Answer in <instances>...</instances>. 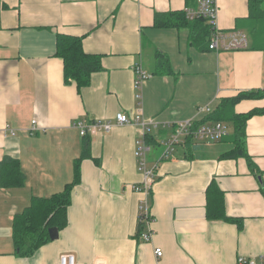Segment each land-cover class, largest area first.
<instances>
[{
	"label": "crops",
	"instance_id": "1",
	"mask_svg": "<svg viewBox=\"0 0 264 264\" xmlns=\"http://www.w3.org/2000/svg\"><path fill=\"white\" fill-rule=\"evenodd\" d=\"M217 3L218 28L245 32L238 21L248 19L249 0ZM187 7L190 0H0V165L5 157L16 159L26 177L21 188L0 187V264H59L63 255L79 264H238L239 258L264 264V115L246 122L248 159L228 157L237 148L230 140L236 125L214 119L223 100L264 93V50L249 43L247 50L211 51L193 44L187 28L155 27L156 15ZM59 35L81 38L85 53L102 57L103 70L82 92L64 82ZM158 53L168 58L171 74H156ZM139 67L150 75L141 100ZM203 107L211 111L199 113ZM259 109L264 95L234 107L239 116ZM118 114H142L158 127L119 126ZM188 120L221 122L229 140L183 136L163 159L177 124ZM77 121L111 122L113 128L82 137ZM145 139L151 146L147 169L158 167L149 194L135 191L145 180L137 157ZM87 143L67 227L33 256H17L14 217L34 197L62 193L74 181ZM211 186L222 192L230 220L209 219ZM146 200L155 219L150 242L138 236Z\"/></svg>",
	"mask_w": 264,
	"mask_h": 264
},
{
	"label": "trees",
	"instance_id": "2",
	"mask_svg": "<svg viewBox=\"0 0 264 264\" xmlns=\"http://www.w3.org/2000/svg\"><path fill=\"white\" fill-rule=\"evenodd\" d=\"M195 1V0H190ZM155 27L157 28H187L191 33V42L197 46H207L211 41V26L203 19L190 21L185 11L165 15H156ZM239 29H248L252 38L250 49L264 50V0H249V17L245 21H238ZM57 57L64 62V82L66 85L76 84L78 91L82 92L91 84L93 74L103 70L102 57L90 55L83 49V40L77 37L59 35L57 37ZM173 71L169 60L162 53L157 54L156 74L168 75ZM262 91L245 92L236 98L223 100L219 110L220 117L228 118L236 125V134L230 140L236 144V151L228 155L230 158L243 156V140L246 135V122L257 115H264V110H254L246 115L239 116L234 107L244 100L261 99ZM196 126H198L196 124ZM229 140L224 137L221 141ZM88 143L85 152L75 164V179L67 185L62 193L47 198L34 197L31 205L22 213L14 217V241L17 256L28 258L33 256L41 247L50 240L49 229L57 228L59 231L68 225V208L72 201V188L80 182V162L89 157ZM250 161V160H249ZM252 165V164H251ZM26 177L21 169L20 162L11 157H5L0 165V187L4 190L21 188L25 186ZM213 186V185H212ZM210 187L208 217L210 220H230L225 212V204L222 192ZM211 191V193H210ZM214 194L213 201L211 200ZM141 231V228H140Z\"/></svg>",
	"mask_w": 264,
	"mask_h": 264
},
{
	"label": "built area",
	"instance_id": "3",
	"mask_svg": "<svg viewBox=\"0 0 264 264\" xmlns=\"http://www.w3.org/2000/svg\"><path fill=\"white\" fill-rule=\"evenodd\" d=\"M196 7H187L184 11L186 13L187 19L193 21L195 19L205 20L212 28L211 41L209 49L211 51H239L249 49V37L246 32L238 29H233L230 31H221L217 26V18L219 15V6L217 0H195ZM150 78V75L145 73L140 67L137 68V80L136 88L141 91L143 84L146 80ZM139 100L142 99V95H138ZM209 107H203L199 109V113L210 112ZM138 116L136 119H129L123 114H118L116 116V125H130L138 124L145 131L150 127H158L153 121L147 122L143 117ZM74 127L80 130L82 137L88 135V131L92 130H106L110 132L113 128L111 122H100L96 121L88 124L86 121H77ZM192 137L202 142H218L227 136L226 126L221 123H215L211 125L196 126L194 120H188L180 122L177 124V130L175 134L165 143L166 150L163 154V159H169L174 153L176 148L180 145L181 137ZM151 151V146L148 144L146 139L143 141L141 146L137 150V157L140 159L141 170L144 171L145 180L142 187H135V191L143 192L149 194L154 183L155 176L158 167L156 166L152 170L147 169V156ZM155 219L152 216L151 208L148 201H143L139 210V239L144 242H150L153 237V232L151 230V225L154 223ZM155 255L158 259L163 257V250L157 248L155 250ZM59 264H79L76 261L74 255H63L60 258ZM238 264H256L254 261H247L244 258H239Z\"/></svg>",
	"mask_w": 264,
	"mask_h": 264
},
{
	"label": "water",
	"instance_id": "4",
	"mask_svg": "<svg viewBox=\"0 0 264 264\" xmlns=\"http://www.w3.org/2000/svg\"><path fill=\"white\" fill-rule=\"evenodd\" d=\"M49 236L51 241L57 240L59 238V230L57 228H50Z\"/></svg>",
	"mask_w": 264,
	"mask_h": 264
},
{
	"label": "rangeland",
	"instance_id": "5",
	"mask_svg": "<svg viewBox=\"0 0 264 264\" xmlns=\"http://www.w3.org/2000/svg\"><path fill=\"white\" fill-rule=\"evenodd\" d=\"M191 6H195L196 7V3L195 1H191ZM243 29V28H242ZM245 32L247 33L248 37H249V42L252 43V38L251 36L249 35V30L248 29H244ZM142 93V90L140 91V94Z\"/></svg>",
	"mask_w": 264,
	"mask_h": 264
}]
</instances>
